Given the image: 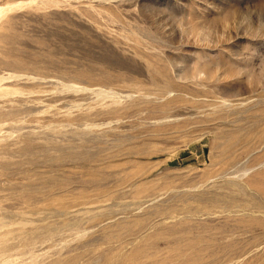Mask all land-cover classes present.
<instances>
[{
  "label": "rangeland",
  "instance_id": "obj_1",
  "mask_svg": "<svg viewBox=\"0 0 264 264\" xmlns=\"http://www.w3.org/2000/svg\"><path fill=\"white\" fill-rule=\"evenodd\" d=\"M0 264H264V0H0Z\"/></svg>",
  "mask_w": 264,
  "mask_h": 264
},
{
  "label": "bare ground",
  "instance_id": "obj_2",
  "mask_svg": "<svg viewBox=\"0 0 264 264\" xmlns=\"http://www.w3.org/2000/svg\"><path fill=\"white\" fill-rule=\"evenodd\" d=\"M39 92H40V91H39ZM4 152H6V154H7L8 150H5ZM4 152H3V153H4ZM8 153H9V152H8ZM12 155H13V154H12ZM30 159H31V158H30Z\"/></svg>",
  "mask_w": 264,
  "mask_h": 264
}]
</instances>
